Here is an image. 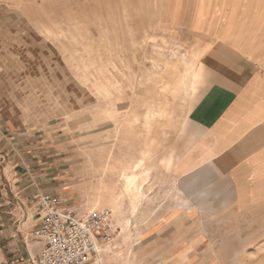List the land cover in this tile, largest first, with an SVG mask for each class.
Segmentation results:
<instances>
[{"label": "rangeland", "instance_id": "1", "mask_svg": "<svg viewBox=\"0 0 264 264\" xmlns=\"http://www.w3.org/2000/svg\"><path fill=\"white\" fill-rule=\"evenodd\" d=\"M128 1L77 0L75 8L67 0L33 7L0 3V133L7 135L10 149L16 142L21 151L25 164L21 166L19 159L17 169L60 160L42 177L56 178L53 192L70 207L109 214L114 235L100 248L99 263L102 259L107 264L226 263L228 251L221 249L226 242L218 239L227 236V229L213 226V219H207V226L190 220L188 229L180 230L164 229L163 216H149L163 188L142 190L153 163L148 142H172L170 136L183 125L187 111L183 97L195 95L196 88L186 84L179 58L166 60L163 71L164 57L180 54L163 37L123 43L110 35L135 12L126 8ZM152 113L147 126L145 117ZM23 141L27 144L20 145ZM49 145L60 146L62 153L47 151ZM138 160L143 164L134 172L137 200L132 203L130 189L109 174L117 163ZM70 166L73 172L66 173ZM109 180L116 183L115 192L106 196L96 190L101 181L111 184ZM38 196L26 207L15 203L17 226H31ZM17 233L18 248L22 251L28 245L32 264L39 254L34 257L35 241L26 245V234ZM184 235L180 259L181 251L171 250L169 244ZM9 250L0 242V264L20 262L21 256L9 261ZM219 252L224 254L220 261L213 257Z\"/></svg>", "mask_w": 264, "mask_h": 264}, {"label": "crops", "instance_id": "2", "mask_svg": "<svg viewBox=\"0 0 264 264\" xmlns=\"http://www.w3.org/2000/svg\"><path fill=\"white\" fill-rule=\"evenodd\" d=\"M60 1L0 3L33 7ZM67 1L75 8L77 0ZM128 3L131 5L126 8L135 12L129 14L125 24L116 25V34L110 35L123 43L163 37L171 49L178 47L180 57L171 54L164 57L162 64L179 58L186 84L196 88L195 95L183 97L187 111L183 125L170 136L172 142H148L153 163L142 190L146 186L163 188L149 216H163L164 229L180 230L188 229L191 221L207 226V219H213V226L227 229L225 238H217L226 242L221 249L228 251L227 262L220 264H264V0H131L125 4ZM137 51L135 57L139 55ZM24 144L27 142L20 145ZM11 145L13 150L7 146V135L0 133V242L10 249L9 261L21 256L22 263H16L28 264L33 258L28 240H23L27 247L21 251L17 232L24 236L39 226V217L31 220L29 228L17 226L20 216L15 203L26 207L38 195L61 197L51 188L56 178L42 179L60 160L51 167L40 162L26 171L17 169L19 159L21 166L25 163L17 143ZM59 148L49 145L47 151L61 154L63 149ZM160 152L163 154H157ZM73 167L66 173L73 172ZM186 241L184 235L169 244L171 250L181 251L179 258L185 252ZM33 248L37 250L36 257L41 245L35 242ZM213 257L219 260L224 254L219 252ZM102 260L99 264H107L108 260Z\"/></svg>", "mask_w": 264, "mask_h": 264}, {"label": "built area", "instance_id": "3", "mask_svg": "<svg viewBox=\"0 0 264 264\" xmlns=\"http://www.w3.org/2000/svg\"><path fill=\"white\" fill-rule=\"evenodd\" d=\"M39 226L24 237L41 245L32 264H91L114 233L107 212L67 206L59 196L39 195L32 209Z\"/></svg>", "mask_w": 264, "mask_h": 264}, {"label": "bare ground", "instance_id": "4", "mask_svg": "<svg viewBox=\"0 0 264 264\" xmlns=\"http://www.w3.org/2000/svg\"><path fill=\"white\" fill-rule=\"evenodd\" d=\"M183 90H184L183 93H185V95H186L187 94L186 89H183ZM161 114L162 113H160V116H162ZM153 116H154L153 113H152V115L151 114H147L146 115L145 118H146V125L147 126L149 125V123H150V121H151ZM142 164H143V160H138L137 162H135L133 164H127V163L120 162V164L117 163V165H118L117 168H110L111 169L110 170V174H109L110 177H116L117 182L121 181L122 185H125L128 189H130L131 195H132V198H131L132 203L137 200V195H135V191L137 190V188H136L137 177L134 174V172L138 168H140L142 166ZM120 168L123 169V170H121ZM127 171H130L132 173L128 174L129 172H127ZM115 185H116L115 182H111V184H110V183H107L105 181H103V182L101 181L99 189H96V190L97 191L98 190L99 191L103 190L105 195L109 196V195H111L113 192H115L117 190ZM132 210L134 212L136 210V207H133ZM128 236L129 235L127 234V237ZM100 251H101V249L99 250V253H100ZM98 263H99V261L97 262V264Z\"/></svg>", "mask_w": 264, "mask_h": 264}]
</instances>
